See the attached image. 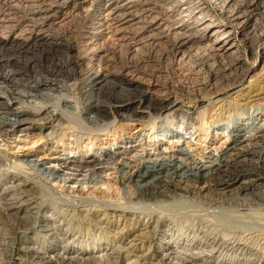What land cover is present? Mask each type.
Listing matches in <instances>:
<instances>
[{"label": "bare ground", "instance_id": "1", "mask_svg": "<svg viewBox=\"0 0 264 264\" xmlns=\"http://www.w3.org/2000/svg\"><path fill=\"white\" fill-rule=\"evenodd\" d=\"M22 1L32 6L28 14L32 30L22 39L18 35L11 41L2 39L0 46L15 45L16 51L23 53H28L29 47L37 44L48 45L51 51L67 48V52L72 54V60L69 58L70 61L67 60L60 70L87 69L90 76L89 90L99 92L103 86L110 85L108 89L113 94L120 92L125 96L111 99L109 110L95 101L94 105L86 109V115L79 117L71 111L73 106L66 96L58 97V101L54 103L45 102L53 97L54 92H58L60 81L42 80L31 85L29 90H20L14 79L10 78L13 72L3 75L5 77L0 76V81L4 82H0L2 140L14 132L29 133L31 129L38 130L47 126L55 130L49 136L52 140L57 134V128L52 126L53 122L59 125L61 122L73 123L82 128L81 131L73 133L69 140L70 150L65 152L68 147H59V144L55 146L60 156L52 167H44L41 162L28 158L24 162L19 160L10 163L8 169L12 172L21 173L18 166L23 163L27 168L28 165L40 166L45 175L60 178L63 182L75 179L74 177L78 181L86 182L96 179L92 174L96 167H104L117 156L128 153L129 146L132 147L130 144L142 141L141 137L145 135L151 145H155L161 136L170 138L169 141L173 142L174 139L178 141L183 133L197 136L208 134L210 128L215 136L225 131L228 137L217 154L210 152L201 155L199 159L192 158L187 149L180 148L170 155H165L163 151L147 154V160L138 159L134 166L122 165V169L128 168L127 173L120 172L128 174L125 181L132 183V194L136 195L138 201L145 203V207L137 210L134 205L136 208L133 209L137 212L131 209L133 213L114 215V218L119 222L122 217L124 220L127 216L130 221L139 219L142 215L154 217L156 221L152 229L150 221L144 220L142 223V219H137L138 226L135 228L134 224L136 230L131 232L112 229L113 234L110 235L101 226L96 228L93 225L95 231L91 233L96 232L93 237L83 240L82 237L75 236L70 239L72 229L62 221L64 219L58 220L54 213L42 212V219L34 226V219L41 212V208L31 199V195L28 197L30 188L27 186L31 179L26 175L19 182H16L17 178L9 179L4 186L0 185V188L3 186L0 189V264L14 260L13 254H10L11 237L6 232L13 227L12 218L18 220L19 225L24 224V231L31 232V236H28L30 239L25 238L29 243L37 240L35 237L38 232L49 237L47 245L40 243V246L34 244L19 248L15 258L17 264H121V261L131 255L133 257L124 261L125 264H243V259L238 261L240 258H236L235 253H241L244 258L247 236L243 235L233 242L225 234L222 237L216 235L207 243L198 234H193L189 239L184 235V230L205 228L206 231V228L215 227L222 233L228 230L231 232L233 227L245 224L236 218L231 209L243 206L264 208V85L257 86L264 83V37L254 38L259 34L263 35V32L257 30L256 23L264 0ZM71 13L89 15L92 20L78 46L46 33L49 27L64 23ZM5 23L7 18L1 13L0 27ZM127 31L131 32L126 35ZM109 39L117 43L128 41L127 50L132 54L143 51V44L163 46V55H170L168 60L175 66L174 70H185L186 67L190 69L188 62L193 61L197 70H206L207 73L209 71L211 79L195 86H171L169 92L185 97H176L174 94L172 100L161 94L168 89L159 88L155 84H112L108 75L100 70L101 56L96 48L98 41ZM32 54L42 63L41 54ZM244 81L249 86H245L231 101L220 104L218 97L222 93ZM38 98L41 102H35ZM200 101H205L208 105L195 114H190L184 108L185 104L198 105ZM149 124L150 132L146 134L145 128ZM82 135L91 137L85 138ZM8 162L6 161L7 164ZM63 171L69 172L68 175L59 174ZM196 201L207 204L209 207H204L212 211L204 216L189 210V206ZM32 209L37 210L31 212ZM112 210L126 212L116 206ZM253 213L250 212L254 215ZM118 222L113 227L117 228ZM157 238L159 239L155 244ZM114 241H126L127 247L132 250L128 252L129 249L116 245L117 242L114 244ZM259 247L264 250V246ZM135 248H145L147 252H137ZM248 250L245 251L249 254V257L244 258L245 263L253 261L252 258H257V261L264 259L253 254V250L257 249ZM131 251L137 253L131 254ZM229 252L234 253L235 257L227 256ZM154 259L157 261L153 263Z\"/></svg>", "mask_w": 264, "mask_h": 264}, {"label": "rangeland", "instance_id": "2", "mask_svg": "<svg viewBox=\"0 0 264 264\" xmlns=\"http://www.w3.org/2000/svg\"><path fill=\"white\" fill-rule=\"evenodd\" d=\"M262 7L259 9V13L257 16L258 21L256 23V27L259 32H263V35H260V34H259L260 36L257 35V37H254L256 39L264 37V6L263 4H262ZM31 9H32V6L24 3L22 0H0V14L1 13L5 14L7 18V23H5L4 25L0 27V40L7 39L8 41H11L16 35L20 36V39H22L23 37H27L29 35V32L32 30V27L30 26L32 22L29 21L31 18H28V14L31 11ZM35 18H38V17H35ZM91 22L92 20L89 15H85V14L77 15L75 13H71L68 15L64 23H62L61 25H53L49 27L46 33L55 38L60 37L59 39L63 40L64 42L67 41L66 43L68 44L70 43L71 45L78 46L80 45L82 38L86 35V32L88 31V27L90 26ZM130 32L131 31H127L126 35H128ZM101 41H98V45H96L97 52L99 51L98 53L101 56L100 61H99L100 70L102 69V72H104L106 76L108 75L107 77L109 78V81L112 84L120 83V82L121 83L123 82L124 84L129 83V82L132 84H137V83L155 84L159 86V88L164 87L168 89V90H164L165 92L162 91L161 94H164L165 96L169 97V99L171 98L170 100H172L174 98L175 93L169 92V88L171 86L183 85V84L186 86H195L196 84L206 83L211 79L210 72L208 71L207 73L206 70H203L204 72L202 70L200 71L197 70V68H195V64H194L195 62L193 61L188 62V66H190V69L189 67H186L185 70L184 69L182 70L179 68H175L174 70L175 66L172 65L170 60H168L170 58L168 56L170 55L166 54V57L165 55H163L164 53L162 51L164 50L163 46H159V45L154 46V44H147V45L143 44L142 45V49L144 48L143 51L140 50L137 53L132 54L131 52H128L127 50L128 41H125L123 43L121 42L117 43L116 41L111 40V39L101 40ZM41 45L42 44H37L34 47L33 45H31L29 47L31 49V50L29 49L30 53L29 52L28 53L17 52L16 51L17 47H15V45H12L10 47L9 45L0 46L1 47L0 48V61L2 60L0 63V76L5 77L8 74L13 72L10 78L14 79L13 81L15 82V85H17V88H19L20 90H26V89L29 90V87L31 85H33L34 83L38 81H42V80H46L50 82L60 81L61 84L59 85L61 86H59V89H57L58 92H54V94L52 93L53 97L51 96L50 99L46 100L45 102L49 104L54 103L58 101V97L60 98V97L66 96L67 99L71 101L70 103L73 106L71 111L73 112V114L79 117H84V115H86L85 114L86 109L94 105L95 101L105 106L106 110H109L110 105H112L110 103L111 99H113L114 97L121 98L122 96L123 97L125 96L123 93H120V92H116L117 94L116 93L113 94V92H111V89H108V86L110 85L103 86L99 92H92L91 90H89L90 88L88 86L90 82L89 81L90 76H89L87 69L84 70V68H81V69H77L74 71H66L64 69L60 70L61 66L66 64V61L67 60L70 61V59L72 58V54L67 52V48H65L66 51L64 48H59V50L51 51L48 45L46 46L45 45L41 46ZM48 49L51 52L48 51ZM32 52H35L38 55L40 54L42 55V60H43L42 63H40L38 59H36V57H33L34 55L32 54ZM9 59L12 61H10ZM190 62H192V64ZM69 67L70 66H68V68ZM62 81H64L63 84H62ZM1 83L4 84L3 81ZM262 85H264V83H260L257 86L262 87ZM245 86H249L247 84V81H244L243 83H238L233 88L228 89L227 91L222 93L218 97L219 101H221L220 104L224 103L223 101H227V100L231 101L234 97L237 96V94H239V92L240 93L242 92ZM247 90L248 88L246 89V91ZM159 93L160 92H158L157 94L161 95ZM175 96L180 97V98L181 97L185 98L184 95L181 96L179 94H175ZM39 101L41 102V99L39 98L35 100V102H39ZM104 103L105 104L108 103V104L105 105ZM207 105H208L207 102L200 101L198 105L192 104L191 106H189V104H187L186 106L185 104L184 108L188 110L190 114H195L196 112L203 110L205 107H207ZM232 112L233 110L230 111L231 114ZM52 126L57 128L56 137H54V139L52 140L51 138H49V136H50V133L55 130L51 129V127L49 126L43 127L38 130L31 129L29 133L14 132L12 135L8 136L5 140H2V138H0V168H1L0 185L4 186V183L8 181L9 179L15 180L17 178L16 182H19L20 179L22 180L24 176L26 175L29 179H31L30 181H28L31 183H29L28 184L29 186H27V188L28 187L30 188L28 197L32 196L31 199L35 200V202L37 203V206L41 208V212H39V215L35 217L34 219L35 221L33 220L34 226L38 225L44 213L45 214H49V212L54 213L55 217H58V220L64 219L62 221L67 223L69 225V228L72 229L71 230L72 235L69 236V238L71 237L70 239L74 238L75 236H80L82 237L83 240L84 238L86 240V238L89 236L93 237L94 236L93 234H96V232L93 234L91 233V231H95L94 226L96 228L101 226V228H104L103 230L107 234H110V235L113 234L112 233L113 230H118V229H122L123 231L127 230L130 232L133 230H136L135 228L138 226L137 224L138 218L136 220L134 219L131 220L132 222L129 220L130 217L128 218V216L125 217L124 220L122 217V219L119 222L116 221V218H114V215H118V214L129 215L130 213H133L131 211V209L133 208L135 209L137 207V210H139V208L140 210H142L143 207H145V203L138 201L136 195L132 194V191L134 190L132 187V183L125 181V179L128 176V174H125L127 173L128 168L125 167L122 169L123 164L134 166L136 164L135 161H137L138 159L147 160L148 159L147 154L152 155L153 153H156V152L158 153L159 151H163L165 152V155H170L176 152V150L180 148L187 149V152L192 156V158L199 159L201 155H207L210 152L217 154V152L220 150V147L225 142H227L226 140L228 137L227 136L228 133H226L225 131L219 132L221 133V135L215 136L216 134L213 131H211L212 128H210V130L208 131V134L197 136L195 134L190 135V134L183 133L181 134L182 136H180V139L178 141L177 139L172 138L174 139L173 142L169 141L170 138H166V137L162 138L161 136L160 140L157 141L155 145L153 144L151 145L150 141H148L149 140L148 136L145 135V137L144 136L141 137L142 141H136L135 143L130 144L132 145V147L129 146L130 151L128 153L117 156L114 160L110 162V164L108 165L106 164L104 167L103 166H100L101 168L96 167L94 169V173L92 174L96 176L95 178L97 180L95 179V180L86 181V182L78 181V178L76 177H74L75 179H70V180L68 179L66 182H63L60 180V178H51V177H48L47 174L45 175V173L41 170L40 166L36 167L34 165H28L30 168L29 167L27 168L26 164H24L26 167L25 168L23 163H21L23 166L21 164L18 166L20 168L18 170H20L21 173L17 174V173L12 172L10 169H8L10 166V163L13 164V161L18 162L20 160L19 162H21L23 160H27L28 158H32V159L37 160L38 162H41L44 167H48V166L52 167L54 163H56V161L59 159V156H60V153L58 152V148L55 146L59 144L58 145L59 147H68L67 149H65V152H67L66 150H70L69 147L71 143H69V140L73 137V133H77V131L82 130V128L77 127V125H74L73 123H67V122H61L60 125L57 124L56 122H53ZM149 128H151V124L146 126L145 128L147 131L146 134L150 132ZM83 136L87 138V137H91L92 134L91 136L82 135V137ZM2 156L4 158H2ZM6 161H9L8 164L6 163ZM23 168H25V171ZM120 171H123L125 173H122ZM68 173L69 172L67 171L59 172L60 175L61 174L68 175ZM47 196L50 198H48ZM196 202L199 203L200 205H198ZM196 202H194V204H191L189 206V210H192L194 213L198 215L203 214L204 216L207 215V213H209L210 211H212V209L207 208L209 206H207V204H204L202 201H196ZM205 205L207 206L206 208L204 207ZM115 206L125 209L126 212H122V211L114 212L112 210V207H115ZM89 208L92 211L89 210ZM36 210L37 209H32L31 212H35ZM70 210H72L73 213L70 212ZM137 210H134V211L137 212ZM231 212L235 214L236 218L239 219V221L247 224V226L245 224L244 225L242 224L240 225L241 227H233L231 229L233 231V232L231 231L232 233L230 232V230H228L229 232L226 231L222 233L220 229L215 228V227L206 228V231H205V228H200V229L193 230V231L189 229L187 230L185 229L184 235L190 239V237H192L193 234H198V236L201 237L202 240L203 239L204 241L206 240L205 242L207 243H209V241L211 242L215 238L214 236L216 235H217L216 237H222L223 234H225L227 238H231L233 242L237 241L238 238L244 235L245 237L247 236L246 238L248 239L247 246H245L243 250L244 258L246 259V257H249V254L245 252V251H249L248 250L249 248L257 249V250H253L254 251L253 254L255 255L257 254L264 258V255H263L264 250H262L259 247V245L264 246V219H263L264 218V213H263L264 208H260V207L256 208L255 206L253 207L243 206L242 208L238 207L235 209H231ZM250 212L251 213L254 212L253 213L254 215L250 214ZM240 213H242V215ZM13 219L14 218L11 219L12 221L11 225L13 227L9 231H6V232L11 237L10 247L12 249L10 248V254H13L14 260L12 261L10 260L7 264H17L15 258H17L16 253L19 248H25L27 247V245L30 246L34 244L40 246V243L45 244V245L49 244V237L45 235L44 233H39V232L37 233V236L35 237L38 241L37 240L35 242L31 241L32 243H29L25 238L28 239L31 236V232L24 231L22 228V225L24 224L21 223V225H19L20 222L18 220L16 221ZM154 219H155L154 217L153 218L149 216L144 217L142 215L141 218H139L138 220L139 221L141 220L142 223H144L145 221L146 222L150 221L149 222L150 229H152L155 226L156 219L155 220ZM115 222H118L117 228L113 227ZM120 222L121 223L123 222V223L121 224ZM134 224H135V228H134ZM245 228H247L248 231ZM254 228L256 230H254ZM214 230L216 231L214 232ZM69 238L67 239L68 241L70 240ZM158 239L159 238L155 240L154 242L155 244H157ZM125 240L127 241V239ZM126 241H121V242L114 241L113 243L115 244L117 242L119 244L116 243V245H120L121 247L124 246L127 250L130 247L129 246L127 247ZM130 250L132 249H129L127 251L129 252ZM136 251L137 252L142 251V253L147 252L145 248L142 250H140L139 248ZM132 252L133 251H131V254ZM229 253L230 254H228L227 256H230V258L235 257L236 255V258L237 256L240 258V259L238 258L239 259L238 261L243 259L242 260L243 264H264V259L261 260L262 261L261 262V261H257L258 260L257 258H252L253 261H249L248 263H245L243 255L241 253L239 254L235 253V255H233L234 253L233 254L231 252ZM132 257L133 256L131 255L130 258ZM130 258L124 259L123 262L121 261V264H125L126 262L124 261H127ZM156 261L157 259H154L153 263ZM226 262H229V261L227 260ZM104 263L108 264L106 262H103V264ZM58 264H62V263H58ZM239 264H241V262H239Z\"/></svg>", "mask_w": 264, "mask_h": 264}]
</instances>
